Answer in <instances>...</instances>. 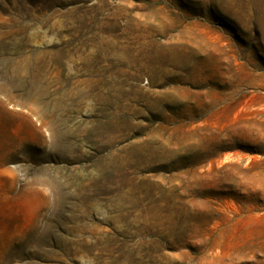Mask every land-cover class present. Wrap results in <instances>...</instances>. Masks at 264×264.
Listing matches in <instances>:
<instances>
[{
  "label": "rangeland",
  "instance_id": "1",
  "mask_svg": "<svg viewBox=\"0 0 264 264\" xmlns=\"http://www.w3.org/2000/svg\"><path fill=\"white\" fill-rule=\"evenodd\" d=\"M0 264H264V0H0Z\"/></svg>",
  "mask_w": 264,
  "mask_h": 264
},
{
  "label": "bare ground",
  "instance_id": "2",
  "mask_svg": "<svg viewBox=\"0 0 264 264\" xmlns=\"http://www.w3.org/2000/svg\"><path fill=\"white\" fill-rule=\"evenodd\" d=\"M237 154V153H236ZM230 154H227L226 156H225V159H229L231 156H229ZM239 157V156H238Z\"/></svg>",
  "mask_w": 264,
  "mask_h": 264
},
{
  "label": "water",
  "instance_id": "3",
  "mask_svg": "<svg viewBox=\"0 0 264 264\" xmlns=\"http://www.w3.org/2000/svg\"><path fill=\"white\" fill-rule=\"evenodd\" d=\"M232 158H234V157H232ZM223 159V158H222ZM241 161H244V159H241Z\"/></svg>",
  "mask_w": 264,
  "mask_h": 264
}]
</instances>
